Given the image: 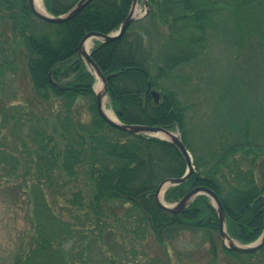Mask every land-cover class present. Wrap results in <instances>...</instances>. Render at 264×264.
Wrapping results in <instances>:
<instances>
[{
  "label": "trees",
  "instance_id": "16d2710c",
  "mask_svg": "<svg viewBox=\"0 0 264 264\" xmlns=\"http://www.w3.org/2000/svg\"><path fill=\"white\" fill-rule=\"evenodd\" d=\"M76 1L42 0L53 15ZM131 3L90 0L50 23L27 0H0V87L20 83L0 107L17 143L14 152L0 148V172L30 205L28 239L12 264H201L189 248L201 245L206 264H264V245L249 253L222 245L207 195L176 213L156 205L157 185L186 169L173 143L127 133L97 114L95 77L78 45L89 31H116ZM147 3L122 37L94 40L92 59L114 74L108 105L123 123L177 131L190 151L194 172L167 188L164 201L206 186L223 205L228 234L250 243L263 229L264 0ZM202 65L205 74L192 70ZM187 234L194 245L179 241Z\"/></svg>",
  "mask_w": 264,
  "mask_h": 264
},
{
  "label": "water",
  "instance_id": "95a60500",
  "mask_svg": "<svg viewBox=\"0 0 264 264\" xmlns=\"http://www.w3.org/2000/svg\"><path fill=\"white\" fill-rule=\"evenodd\" d=\"M90 0H77L66 12L53 15L46 11L43 7L42 10L36 8V0H27L28 7L32 11V13L38 17L39 19L50 22V23H61L69 20L75 14H77ZM138 3V0H132L130 9L126 17L120 23L118 29L111 33H100L96 31H89L84 34L82 39L78 45L77 55L84 60L89 69H91L95 82L99 81V89L93 90L95 93V106L96 112L100 116L102 120H104L107 124L121 129L127 133L131 134H145L149 136H155L161 139H165L173 143L181 153L186 163V169L184 173L179 177H167L163 179L156 187L153 198L156 205L161 208L163 211L176 213L183 210L187 207L190 202L199 194H205L209 197L212 205L216 210V215L218 219V233L221 240L222 245L225 247L232 249L234 251L240 253H249L257 251L261 246L264 245V191L261 195L262 203H263V229L261 234L250 243H240L239 241L232 238L228 232L226 231L225 226V211L223 205L217 196V194L210 188L206 186H195L188 190L180 199L172 203H166L163 200V194L167 188L173 185H177L183 183L193 172L194 165L192 161V155L190 151L184 145L180 135L177 131H173L161 126L155 125H146L140 123H123L121 122L117 116L115 119L110 118L106 114V104L107 100V77L113 76L114 74H110L105 76L102 71L99 69L97 64L91 57V48L93 46L94 40H98L101 43H105L108 41H112L118 39L123 36L129 24L136 19L144 17L148 12V3L147 0H142L144 5V12L138 16L135 15V8ZM92 42L91 47L88 49L86 46ZM151 95L155 102L159 99V92L155 89H151Z\"/></svg>",
  "mask_w": 264,
  "mask_h": 264
},
{
  "label": "rangeland",
  "instance_id": "374dc122",
  "mask_svg": "<svg viewBox=\"0 0 264 264\" xmlns=\"http://www.w3.org/2000/svg\"><path fill=\"white\" fill-rule=\"evenodd\" d=\"M144 5L141 0H138V3L135 8V15L138 16L144 12ZM219 55V53H216ZM192 70H199L200 72L206 73V67L203 65L200 68H193ZM16 78L17 75H15ZM12 82V83H11ZM25 83V81H22ZM20 88L19 80L8 81L3 84V87L0 88V107L5 106L9 107L10 104V92L9 88ZM22 91V89H21ZM18 92V98L14 101V104L21 103V98L23 97L22 92ZM2 113L0 112V141L3 143L0 145V148H4L6 151H9L10 146H13V152L15 149L14 146H17V143L14 145L15 138L11 136L10 125L4 128L3 123L1 122ZM9 166V165H7ZM30 185V183H29ZM28 190V189H27ZM29 210L30 205L28 203V193L24 192V188H17L16 184L12 180L6 181L0 172V264H12L14 261V256L18 253L19 246L21 242H26L28 239V229L30 228L29 223ZM188 240V241H187ZM179 241L187 242L188 245L197 241V238L187 234L184 238L181 237ZM176 243L180 248L181 243ZM176 247V246H175ZM195 250L198 256V261L201 264H206L208 259L203 255L205 253L206 246L201 245L199 247H189ZM255 259V258H253ZM259 264L258 259H255L251 264Z\"/></svg>",
  "mask_w": 264,
  "mask_h": 264
},
{
  "label": "bare ground",
  "instance_id": "6f19581e",
  "mask_svg": "<svg viewBox=\"0 0 264 264\" xmlns=\"http://www.w3.org/2000/svg\"><path fill=\"white\" fill-rule=\"evenodd\" d=\"M36 8L39 9V10H42L43 9V3H42V0H36ZM92 45V42H90L86 47L89 49ZM99 81L94 84V89L95 90H98L99 89ZM107 100V98H105ZM106 114L112 118V119H115L116 116H115V113L114 111L111 109V107H106Z\"/></svg>",
  "mask_w": 264,
  "mask_h": 264
}]
</instances>
